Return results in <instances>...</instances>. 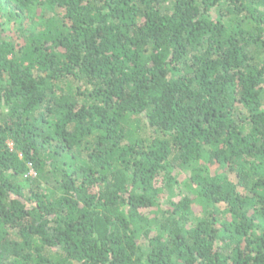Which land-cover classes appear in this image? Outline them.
I'll use <instances>...</instances> for the list:
<instances>
[{"label": "trees", "instance_id": "16d2710c", "mask_svg": "<svg viewBox=\"0 0 264 264\" xmlns=\"http://www.w3.org/2000/svg\"><path fill=\"white\" fill-rule=\"evenodd\" d=\"M0 264H264V0H0Z\"/></svg>", "mask_w": 264, "mask_h": 264}, {"label": "rangeland", "instance_id": "374dc122", "mask_svg": "<svg viewBox=\"0 0 264 264\" xmlns=\"http://www.w3.org/2000/svg\"><path fill=\"white\" fill-rule=\"evenodd\" d=\"M31 175H32V176H35V173H34V172H32V173H31ZM180 180H181V178H180Z\"/></svg>", "mask_w": 264, "mask_h": 264}]
</instances>
